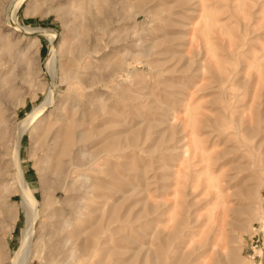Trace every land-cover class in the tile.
<instances>
[{
	"label": "rangeland",
	"instance_id": "1",
	"mask_svg": "<svg viewBox=\"0 0 264 264\" xmlns=\"http://www.w3.org/2000/svg\"><path fill=\"white\" fill-rule=\"evenodd\" d=\"M13 4L0 264L30 214L19 124L42 105L19 149L40 209L30 264H264V0H24L19 26L54 44L17 32Z\"/></svg>",
	"mask_w": 264,
	"mask_h": 264
},
{
	"label": "bare ground",
	"instance_id": "2",
	"mask_svg": "<svg viewBox=\"0 0 264 264\" xmlns=\"http://www.w3.org/2000/svg\"><path fill=\"white\" fill-rule=\"evenodd\" d=\"M23 2L24 0H13L14 4L11 7V16H10L11 24L13 25V27L16 29L17 32H21L26 35L44 34L50 40L51 44H54L57 38L54 32L43 31V30L41 31L40 29L34 28V27H20L19 26L18 19H17V12ZM56 52H57L56 50L52 52L50 59L44 69L45 74L47 75L51 83L53 82V78H54L51 73V69H52V64H53ZM50 92H52L51 89H50ZM53 101H54V96H52L51 98H48L44 106L46 105L47 108H49L52 105ZM44 110H45V107H43L42 105L38 109H36L32 114H30L27 117V119H25L19 124V132L17 133L18 141H17L16 148L14 151V156H13V163L15 167L14 169L16 172L15 176H17L16 177L17 183H19V186L23 193V196H22L23 201L29 208V212L31 215L25 212L26 217L28 219V224H27V228L23 231V238L20 243L21 246L19 247L17 252L14 254L12 264H30V260H31V242H32V237L35 233L36 222L39 219L40 209H39L38 201L33 197L32 190L24 179V175H23L22 168L20 165L19 149H20V139L22 135L27 129L29 130V128L38 120V118L43 116Z\"/></svg>",
	"mask_w": 264,
	"mask_h": 264
}]
</instances>
